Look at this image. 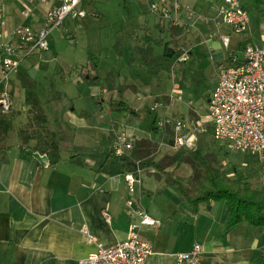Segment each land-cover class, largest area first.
<instances>
[{"label": "crops", "instance_id": "1", "mask_svg": "<svg viewBox=\"0 0 264 264\" xmlns=\"http://www.w3.org/2000/svg\"><path fill=\"white\" fill-rule=\"evenodd\" d=\"M240 1L251 17L250 29L242 35L222 24L219 12L223 0H181L178 4L174 0H156L171 10L177 25L162 21L146 9L144 3L148 0L130 4L128 9L123 6L122 10L118 4L112 11H100L99 20L108 19L110 31L100 32V40L90 44L94 54L88 50L84 61H62L61 65L67 79L73 72L80 75L83 71L88 88L96 86H90L88 81L99 77V89L57 88V100H52V91H36L47 127L57 138L60 160L52 164L48 155L34 151L36 139L24 145L19 136L9 138L7 150L0 153V264H78L101 248L126 242L133 221H138L126 213L129 200L162 223L158 228L143 226L139 231L140 238L154 248L147 264H176V255L192 251L197 244L203 247L202 264H253V258L264 256L263 229L248 223L227 229V202L204 204L198 213H193L162 173L153 169L135 173V168L129 166L144 158L162 162L166 156L176 155L167 141L166 129L159 123L168 118L185 122L188 119L178 116L176 99L166 91L183 95L184 83L193 71L213 78L215 90L220 70L232 64V53H241L247 47H264V0ZM54 3L30 6L32 15L26 18L19 0H0L1 30L7 40L23 25L39 30ZM87 3L85 0L82 5L86 12ZM226 38L228 49L223 43ZM172 41L186 45L181 49L188 60L182 63L186 67L179 73L174 72L176 67L171 68V61L163 58L165 46ZM89 55L98 59L97 67L89 62ZM50 58L41 62L49 64ZM31 60L25 61L20 74L38 77L40 66L49 76L55 74V67L38 62L33 68ZM106 75L111 79L108 85L104 81ZM167 77L170 90L165 86ZM18 90H23L25 98L21 84H17ZM42 92L47 95L45 101L41 100ZM155 105L157 110L152 111ZM13 109L19 110L14 106ZM24 118L22 113L19 120ZM121 134L135 140L134 150L124 159L111 153ZM24 146L27 151L22 149ZM158 146L155 157L151 152ZM130 173L140 181L132 194L125 179ZM259 187L264 191V178ZM106 213L110 221L106 220Z\"/></svg>", "mask_w": 264, "mask_h": 264}, {"label": "built area", "instance_id": "2", "mask_svg": "<svg viewBox=\"0 0 264 264\" xmlns=\"http://www.w3.org/2000/svg\"><path fill=\"white\" fill-rule=\"evenodd\" d=\"M23 6L22 14L26 18L32 15L30 6L47 4L55 1L47 12L42 27L35 30L31 25L20 26L15 30L10 40L1 30L3 15L0 13V67L3 77L0 80V110L3 114L13 111V100L10 91L5 86L21 70L23 63L40 53L50 52V40L53 33L64 23L87 18V12L82 8L85 0H19ZM151 12L162 21L172 20L171 10L154 1L150 5ZM222 24L230 26L237 35L245 34L251 26L250 14L243 8L240 0H223L219 12ZM229 48V39L223 40ZM186 55L180 58L186 62ZM231 65L220 70L215 90L208 105V114L204 119L194 123L182 119H165L160 127L170 128L174 135L171 148L175 152L196 151L200 140L212 129V138L221 145L228 154L258 156L264 165V47H247L243 53H232ZM157 105L152 111L157 110ZM135 147L132 137L118 135L111 148V153L118 159L127 157ZM231 176H234L231 174ZM126 182L129 193H134L140 181L132 173L127 174ZM126 213L136 218L131 228L130 238L109 248L81 259L78 264H147L154 254L153 245L140 238L141 227L161 226V221L151 217L145 209L138 207L133 200L127 201ZM106 220L110 216L106 213ZM83 232L85 230L83 229ZM203 247L195 245L192 251L176 255V264H202Z\"/></svg>", "mask_w": 264, "mask_h": 264}, {"label": "rangeland", "instance_id": "3", "mask_svg": "<svg viewBox=\"0 0 264 264\" xmlns=\"http://www.w3.org/2000/svg\"><path fill=\"white\" fill-rule=\"evenodd\" d=\"M140 1L139 0H87L88 3L85 6L87 10V18H85V20H80V21L78 20L73 21L71 19L67 20L60 29L56 30L53 33L50 40L51 52L40 53L38 55H35L27 59L29 61L32 58H34V60H31L29 63L30 66L33 65V68H35V65H37L38 62H40L41 65H49L51 67H55L54 70L55 74H52L51 76L45 73L47 72V70L43 69V66H40L42 70H40L38 77L31 76L36 83V87H37L36 91H52L51 89L52 84H54L56 90L57 88H59L65 91H88V90L92 91L95 88L99 89L100 87L99 85L93 86V88H88L84 85L85 82L87 81H86V74L83 73V71L82 73L80 71V75H78V73L76 72H73L70 78L67 79V75H65V71L61 72L62 61L63 62H67V61L74 62L75 60L84 61L86 59L85 57L86 52L88 50L90 51V44L93 43L94 45V43L100 40L99 38L100 32H103V34L109 33L110 29L108 27V22H107L108 19L105 20L103 19V21L99 20L101 17L100 15L101 10L105 9L112 11L113 9L116 8V6H118V4L121 5L122 10L124 9L123 6L128 9L130 7V4L134 6V4L136 3L138 4L140 3ZM154 1L156 0H148L147 4L144 3L145 8L146 9L149 8L150 12H151L150 5ZM175 1L176 4H178L180 3L181 0H174V3ZM95 2H96V6H95ZM91 23L92 26L90 27L89 25ZM170 23H172V21ZM52 38L55 44L54 47L52 45ZM95 40L96 42H94ZM102 41H104L103 38ZM104 42H106V40ZM182 46H186V45L184 44ZM182 46H180V43L178 42L173 43L172 41L165 46V50L163 54L164 61L168 63L171 61L172 62L171 68L176 67L175 69L176 71L174 72L177 73L180 72L179 69L184 70L186 67V65L182 64L185 62H181L180 58L184 55L188 57L186 53L185 54L183 53V50L181 49ZM167 47L173 49L174 51L180 48L179 50H177V52L173 54V56L176 54V57L174 59H172L173 56L172 58L167 57V50L169 49ZM90 52L94 54L95 51L92 49ZM241 53H243V51ZM44 54L50 56L47 55L43 56ZM40 55L43 57L41 60L35 58ZM96 56H98V54H96ZM48 57H51L49 59L50 60L49 64L47 63L44 64L45 62H41L43 61L44 58H48ZM51 59L54 60L51 61ZM188 67H190L189 64ZM190 73L191 75L187 76L188 78L185 81L186 83H184L183 95L176 96L172 94V91H166V92H169L172 95V97L176 99L175 104L176 106H178V108L176 107L178 109V116L179 117L182 116L183 118L188 119V122L189 120H191V122H196L200 118L207 116L208 100L210 99V96L212 95L214 90V79L210 78V76H208L207 73L204 74L202 72H196V71ZM61 74H62V78H61ZM63 74L65 78H63ZM17 75H20V72ZM54 75H56L57 79H55ZM106 76L107 77L106 79H104V81L108 85L111 79H110V75L109 76L106 75ZM2 77H3V73H2ZM92 78H94L93 80L97 79V77L95 76H93ZM165 82H166L165 84L166 88L170 90L172 86L170 85L169 77L165 79ZM17 84H19V86L21 84V80L19 78H16L15 82H13L12 80L9 81L8 84L5 86V88H7L12 95V100L14 103L13 106L15 107V109H19V110L16 111L13 109V111L8 114H3L0 110V115L5 116L7 117V119L12 121V128L7 134V141L9 138L14 137L16 139V137L19 136V138L23 141V144L26 145L28 144V141L30 139L32 138L35 139V137L39 135V132L37 127H35L36 125L32 121V117L34 114L33 110L31 108H25L24 110L25 112H23V108L25 106L24 92L23 90L16 91ZM87 96L89 95L87 94ZM46 98L47 95L44 92H42L41 100L45 101ZM42 106L43 105L41 103V107ZM44 108L47 109L46 103L44 104ZM22 113H25V118L22 121H20L19 116H21ZM167 128L164 129H166L167 141H169L172 139L173 133L171 132L170 128L169 130ZM201 141H205L206 144L208 145L207 151L205 152V156L208 158V160L214 162L213 160L217 158V160L222 165V170H225L227 173H229L228 176L230 178L234 179L233 178L234 176H231V171L233 170V168H236L238 172L242 173L244 177L249 178L248 180L252 182L255 188L258 189L260 188L259 186L264 178V167L259 162L258 156L229 154L227 158L225 157L224 149L221 147V145L215 143L212 136L210 137L208 134H205L201 139ZM6 143L3 144L2 147H5ZM165 148L166 147H164L163 149ZM158 150H159V146L158 148L156 147V150L154 152L152 151L153 153L151 152V154L155 153L154 155L155 157H157ZM182 152H185L184 153L185 158L174 160L175 159L174 157L170 158L166 156L162 160V164L167 171H170L174 175V177L185 179L186 182L188 183V187L195 190L196 186L199 184V181L202 179L203 169L200 166V162L192 157V152L190 151H182ZM175 154H177V152ZM165 155L163 153V156ZM162 175L159 174L157 176H162ZM163 177L165 178L166 183L168 185H171L168 182V179H166L164 175Z\"/></svg>", "mask_w": 264, "mask_h": 264}, {"label": "trees", "instance_id": "4", "mask_svg": "<svg viewBox=\"0 0 264 264\" xmlns=\"http://www.w3.org/2000/svg\"><path fill=\"white\" fill-rule=\"evenodd\" d=\"M175 57L176 54L172 59ZM88 60L91 63L98 62V59L93 55H89ZM96 67L94 68L95 71ZM18 78L21 80V85L25 90V107L33 110L32 121L39 132V135L35 137L37 145L34 151L41 155H48L51 163L55 164L60 160L59 146L55 134L49 131L47 127V118L37 97L36 83L32 77L24 72ZM100 82L101 79L97 77L96 80L88 81V84L90 86L99 85ZM51 89L54 93L52 100L59 99L60 96L56 92L54 84L51 85ZM11 128L12 121L0 115V153L7 150L2 145L6 143L7 134ZM167 129L169 130V128ZM208 135L210 137L212 136V129L209 130ZM172 141L173 134L169 143L172 144ZM199 144L200 146L196 151H190L192 152V157L200 162V166L203 169L202 179L199 181L195 190L188 187L185 179L174 177L171 172H166L162 162H155L153 158L141 159L137 163L138 168L132 170L136 173L137 171L153 169L158 173H162L168 179V182L176 188L182 199L192 209L193 213H198L200 206L204 204L227 202L229 204L228 230H232L242 223H248L250 226L261 228L264 231V191L260 188H255L252 182L248 180L249 178L244 177L236 168H233L231 171L234 179L230 178L228 176L229 173L222 170V165L217 158L212 162L205 156L208 148L206 142L200 140ZM22 149L24 151L28 150L25 146ZM184 153L182 151L178 152L174 160L185 158ZM228 155L225 152V157L228 158ZM252 263L264 264V256L253 258Z\"/></svg>", "mask_w": 264, "mask_h": 264}, {"label": "water", "instance_id": "5", "mask_svg": "<svg viewBox=\"0 0 264 264\" xmlns=\"http://www.w3.org/2000/svg\"><path fill=\"white\" fill-rule=\"evenodd\" d=\"M175 53V51L173 50V49H168L167 50V57L168 58H172V56H173V54ZM210 102V101H209ZM129 166H132V167H134L135 169L138 167V165H136V164H129Z\"/></svg>", "mask_w": 264, "mask_h": 264}]
</instances>
